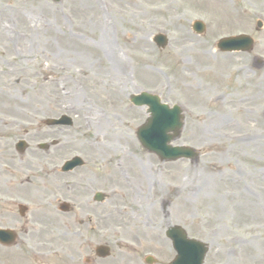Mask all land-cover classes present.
<instances>
[{"label": "rangeland", "instance_id": "374dc122", "mask_svg": "<svg viewBox=\"0 0 264 264\" xmlns=\"http://www.w3.org/2000/svg\"><path fill=\"white\" fill-rule=\"evenodd\" d=\"M241 34L250 53L215 50ZM140 92L182 108L172 145L197 160L161 162L140 146L147 113L129 101ZM61 115L73 125H43ZM126 154L132 165L115 170ZM76 155L84 166L61 173ZM96 191L99 213L85 206ZM174 225L208 246L204 264H264V0H0V228L18 234L0 264H169Z\"/></svg>", "mask_w": 264, "mask_h": 264}, {"label": "water", "instance_id": "95a60500", "mask_svg": "<svg viewBox=\"0 0 264 264\" xmlns=\"http://www.w3.org/2000/svg\"><path fill=\"white\" fill-rule=\"evenodd\" d=\"M59 1V0H54ZM194 30L198 33L203 27L196 23ZM158 37L160 46H163L165 40ZM252 41L240 36L237 38L225 39L219 42L218 47L224 51L241 50L247 51L251 48ZM132 102L138 106L146 105L149 107L150 118L146 124L137 131V137L142 146L149 151L155 152L162 160H176L178 158H193L195 153L189 148L171 147L169 143L179 134L182 127L180 110L178 107L169 109L166 105H162L157 97L141 94L132 99ZM169 133H173L170 135ZM25 145L19 144V149H23ZM77 164L76 160L68 162L65 170H69ZM75 165V166H74ZM167 237L172 241L174 250L177 253L175 260L171 264H203V259L207 248L194 240H189L185 232L174 227L167 231ZM14 236L11 232L0 230V242L9 244Z\"/></svg>", "mask_w": 264, "mask_h": 264}, {"label": "bare ground", "instance_id": "6f19581e", "mask_svg": "<svg viewBox=\"0 0 264 264\" xmlns=\"http://www.w3.org/2000/svg\"><path fill=\"white\" fill-rule=\"evenodd\" d=\"M105 46L108 47V43L107 42L105 43ZM26 132H27V129H26ZM124 157H126V159L122 158V159L118 160L117 162L114 160L115 163L113 164V168L115 170H118V171L121 172L123 170L124 166L132 165L133 162H132L131 156L126 154V156H124ZM108 161L111 162L112 160L109 159ZM140 223L143 224L142 221Z\"/></svg>", "mask_w": 264, "mask_h": 264}, {"label": "flooded vegetation", "instance_id": "af4514ba", "mask_svg": "<svg viewBox=\"0 0 264 264\" xmlns=\"http://www.w3.org/2000/svg\"><path fill=\"white\" fill-rule=\"evenodd\" d=\"M95 205H96V203L94 202V200H93V195H92L91 198L88 199V202L85 204V206H86L87 208H91V210H92L93 213H94L95 211H97V212L99 213L98 209L94 208ZM94 210H95V211H94ZM85 216H86L87 219L83 220V221H85L83 224H86V226H87L86 229H88V226L90 227L91 223H93L94 221L91 220L90 216H88V215H85ZM77 222H78V221H77ZM78 224H80V223H78ZM86 237H88L87 234H86Z\"/></svg>", "mask_w": 264, "mask_h": 264}]
</instances>
